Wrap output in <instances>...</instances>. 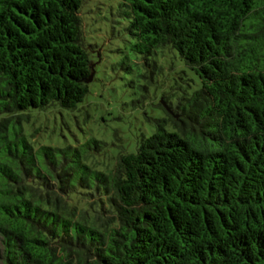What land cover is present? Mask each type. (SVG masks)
Masks as SVG:
<instances>
[{
    "label": "trees",
    "instance_id": "trees-1",
    "mask_svg": "<svg viewBox=\"0 0 264 264\" xmlns=\"http://www.w3.org/2000/svg\"><path fill=\"white\" fill-rule=\"evenodd\" d=\"M83 1L0 0L2 264H264V0H117L145 73L188 70L101 162L26 127L89 92Z\"/></svg>",
    "mask_w": 264,
    "mask_h": 264
},
{
    "label": "rangeland",
    "instance_id": "rangeland-1",
    "mask_svg": "<svg viewBox=\"0 0 264 264\" xmlns=\"http://www.w3.org/2000/svg\"><path fill=\"white\" fill-rule=\"evenodd\" d=\"M80 15L85 44L97 45L100 53L89 92L73 109L57 105L35 112L26 127L38 145H73L88 137L103 140L101 162L117 149H128L141 133L149 131L147 118L160 116L158 102L171 88L174 74L188 68L169 54V69H162L157 77L145 73L141 57L129 51L131 37L117 0H84ZM163 50L164 55L169 53Z\"/></svg>",
    "mask_w": 264,
    "mask_h": 264
},
{
    "label": "water",
    "instance_id": "water-1",
    "mask_svg": "<svg viewBox=\"0 0 264 264\" xmlns=\"http://www.w3.org/2000/svg\"><path fill=\"white\" fill-rule=\"evenodd\" d=\"M91 80H92V74H91V76L86 81L89 82Z\"/></svg>",
    "mask_w": 264,
    "mask_h": 264
}]
</instances>
